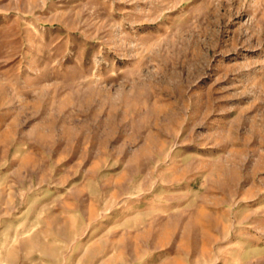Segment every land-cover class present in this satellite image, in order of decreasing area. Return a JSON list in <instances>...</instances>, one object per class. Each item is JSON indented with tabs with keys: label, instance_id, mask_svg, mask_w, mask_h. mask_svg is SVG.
Listing matches in <instances>:
<instances>
[{
	"label": "rangeland",
	"instance_id": "obj_1",
	"mask_svg": "<svg viewBox=\"0 0 264 264\" xmlns=\"http://www.w3.org/2000/svg\"><path fill=\"white\" fill-rule=\"evenodd\" d=\"M0 264H264V0H0Z\"/></svg>",
	"mask_w": 264,
	"mask_h": 264
}]
</instances>
